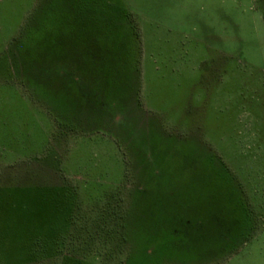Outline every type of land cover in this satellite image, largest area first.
Wrapping results in <instances>:
<instances>
[{"label":"rangeland","instance_id":"obj_1","mask_svg":"<svg viewBox=\"0 0 264 264\" xmlns=\"http://www.w3.org/2000/svg\"><path fill=\"white\" fill-rule=\"evenodd\" d=\"M0 264H264V0H0Z\"/></svg>","mask_w":264,"mask_h":264},{"label":"trees","instance_id":"obj_2","mask_svg":"<svg viewBox=\"0 0 264 264\" xmlns=\"http://www.w3.org/2000/svg\"><path fill=\"white\" fill-rule=\"evenodd\" d=\"M213 220H214V218H213ZM209 223H210V222H209ZM209 223H207L206 226H207ZM209 225H212V226H213L212 229L215 227L213 223H210Z\"/></svg>","mask_w":264,"mask_h":264}]
</instances>
